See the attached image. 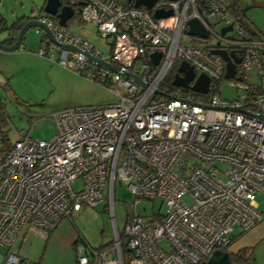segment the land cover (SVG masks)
Listing matches in <instances>:
<instances>
[{"label":"built area","instance_id":"1","mask_svg":"<svg viewBox=\"0 0 264 264\" xmlns=\"http://www.w3.org/2000/svg\"><path fill=\"white\" fill-rule=\"evenodd\" d=\"M223 1L157 0L147 9L130 0H81L79 19L96 25L108 52L52 15H38L57 43L72 46L43 36L39 54L53 51L60 65L115 93L117 100L64 108L52 115L56 131L49 140L21 130L0 150V245L6 247L0 264H34L13 251L20 238L33 231L47 234L83 204L95 206L105 196L113 240L100 248L77 243V264H200L229 244L234 228L249 230L262 218L255 194H264V34L242 29ZM158 9L171 13L156 17ZM215 16L234 22L239 37L215 33L220 44L207 41ZM190 18L201 22L206 38L183 39ZM213 48L236 50L240 62L233 77H224L225 61ZM154 52L160 54L156 64ZM181 60L195 76L208 75L207 93L176 86L180 92L170 94L162 88ZM250 67L257 70L258 84L237 83L244 93L222 99L220 82H242V71ZM157 88L171 97L155 93ZM77 180L81 186L75 191ZM116 183L126 184L135 202L159 197L165 212L148 217L133 211L120 234L112 209Z\"/></svg>","mask_w":264,"mask_h":264},{"label":"rangeland","instance_id":"2","mask_svg":"<svg viewBox=\"0 0 264 264\" xmlns=\"http://www.w3.org/2000/svg\"><path fill=\"white\" fill-rule=\"evenodd\" d=\"M45 0H0V18L4 29H0V39L9 35L13 21L19 17L37 16ZM222 1V0H221ZM240 9L246 18L261 32H264V0H239ZM214 33L207 41L220 44L219 36L235 39L239 37L234 22H227L219 17H211ZM67 29L72 33L86 38L101 52H108L110 46L106 39L100 37L96 25L81 21L78 10L67 20ZM216 33V34H215ZM44 33L35 27L29 28L23 36L18 49L5 51L0 49V101L4 105L6 122H0V135L5 133L6 142L18 138L21 130H30L34 138L49 140L56 131L52 115L64 108L73 106H101L117 100L115 93L105 87L89 81L60 65L57 54L48 51L46 56L39 54L43 48ZM184 40L198 41L192 34H184ZM53 55V59L49 56ZM177 65L171 69L176 71ZM244 81L235 79L220 82L218 90L224 100H232L241 96L244 91L237 83L258 84L259 77L255 67L242 71ZM166 83V79L163 80ZM180 92L179 88H175ZM3 140L0 136V146ZM81 180L72 183L76 191ZM255 201L258 210L264 212V194L256 193ZM112 209L115 216L117 231L121 234L127 214L136 212L151 217L152 213H164L165 205L159 197L154 200L139 199L135 202L133 193L126 184L116 183ZM238 228H234L232 236ZM76 235L81 236L87 247L98 248L113 240V224L109 202L104 199L95 206L83 204L78 211L62 218L56 227L47 234L37 231L28 232L15 244L13 251L20 257L37 264H77L76 246L72 241ZM160 244L167 247L165 240ZM233 245L226 247L231 249ZM6 247L0 245V254H5ZM239 264H264V234L254 245L244 246L240 253Z\"/></svg>","mask_w":264,"mask_h":264},{"label":"water","instance_id":"3","mask_svg":"<svg viewBox=\"0 0 264 264\" xmlns=\"http://www.w3.org/2000/svg\"><path fill=\"white\" fill-rule=\"evenodd\" d=\"M134 7H140L143 6L147 9H151L152 6L156 3L157 0H132ZM174 1V0H171ZM82 2H75V4H66L63 3L62 0H45L43 7L41 11L43 13L52 15L55 17L58 21V23L62 26L67 25V20L70 19L75 12L74 5H79ZM79 7L77 8V10ZM171 13V10H162L158 9L154 11V16L156 17H162L166 16ZM187 34H192L195 36H198L200 38H206L207 33L201 22L197 18H190L187 20ZM31 27H35L39 30H42L44 33V36L49 39V41L56 43L57 45L61 47L71 48L72 46L65 45V44H59L57 43L52 35V32L50 28L42 21L38 19L37 16H30L29 19H27L19 28L15 41L11 44L4 43L5 39H0V49L5 51H13L18 49L24 33ZM212 53L220 55V57L225 61V73L224 77L226 79H229L234 76L235 74V67L236 64L240 62V57L237 56L234 50H226L225 48H213L211 49ZM88 57L102 65H106L112 69L119 70L120 67L114 66L112 64L104 62L100 58L93 57L89 54H87ZM160 54L158 52H154L151 54L152 62L154 64L157 63L158 58ZM122 72H125L127 74H131L137 81L141 82L139 77L136 75L130 73L127 70L120 69ZM181 73V74H180ZM193 81V82H192ZM209 77L207 74L200 72L197 76H195V72L193 70V67L185 60H181L177 66L176 72L173 75L171 83L175 86H179L182 88H189L195 92L199 93H207L208 86H209ZM192 82V84H189ZM142 83V82H141ZM155 93H158L163 96L171 97V95L166 94L165 92L159 90L158 88L155 90ZM200 264H239L237 262H232L229 256L228 251L222 250V249H216L214 250L210 256L202 261Z\"/></svg>","mask_w":264,"mask_h":264},{"label":"trees","instance_id":"4","mask_svg":"<svg viewBox=\"0 0 264 264\" xmlns=\"http://www.w3.org/2000/svg\"><path fill=\"white\" fill-rule=\"evenodd\" d=\"M65 2L67 0H64ZM81 1V0H80ZM132 2V0H130ZM131 2H127L128 5H131ZM198 2H202V0H198ZM222 3H224V6H225V9L232 12V14L235 16L239 26L246 30L249 34H257L258 32H260L261 34H264V32H261L260 30H258L247 18L246 16L244 15L243 11L240 9V6H239V0H224ZM227 3V4H225ZM75 9L78 8V5H74ZM30 17L29 16H25V17H19L17 18L15 21H13V23L11 24L10 27H7V29H10V32H9V35L8 37L4 40V43L6 44H11L15 41V38H16V35H17V32L20 28V26L27 20L29 19ZM56 20V18H55ZM6 26L4 25V22L3 20L0 18V29H4ZM43 39V38H42ZM236 51V50H235ZM177 65V62L175 63V66ZM177 69V67H176ZM176 72V71H175ZM174 70L170 71L169 74L166 76V83L164 82L163 84V81L161 82V86L162 88L166 89L167 91H169L170 94H172L173 92H175V88H178L176 86H174L171 81H172V78H173V75H174ZM164 79V80H165ZM0 122L2 123H5L6 122V119H5V112H4V105H2V102L0 101ZM1 138L3 140V143L2 145L0 146V150H4V149H7L11 144L12 142H6L5 140L6 139V135L5 133H1ZM56 227V226H55ZM54 227V228H55ZM53 228V229H54ZM52 229V230H53ZM51 230V231H52ZM50 231V232H51ZM245 231L247 230H240L238 233L234 234L231 239H230V242L227 246H225L224 248H222V250H225L227 251V248L230 243L236 239L237 237H239L240 235H242ZM77 243H82L84 245H87V243H85L84 239L79 236V235H76L75 238L73 239L72 241V246H75ZM111 243V242H110ZM110 243L108 244H105V245H102L100 247H104V246H107L109 245ZM98 247V248H100ZM92 248V247H91ZM229 253V251H228ZM124 259H126V253L124 252ZM229 253V256H230V259L231 261L233 262H240L241 261V257L238 254L236 255H232ZM127 261V260H126ZM76 263H77V259H76ZM34 264H37V263H34Z\"/></svg>","mask_w":264,"mask_h":264},{"label":"crops","instance_id":"5","mask_svg":"<svg viewBox=\"0 0 264 264\" xmlns=\"http://www.w3.org/2000/svg\"><path fill=\"white\" fill-rule=\"evenodd\" d=\"M239 231L240 230L238 229L236 233H238ZM262 234H264V212H262V218L252 228L245 231L242 235H240L239 237H237L230 243V245L232 244L233 247L230 250L227 249V251H229V253L232 255H236L240 253L241 249L244 246L250 245V244L254 245V243L258 239H260V236Z\"/></svg>","mask_w":264,"mask_h":264},{"label":"flooded vegetation","instance_id":"6","mask_svg":"<svg viewBox=\"0 0 264 264\" xmlns=\"http://www.w3.org/2000/svg\"><path fill=\"white\" fill-rule=\"evenodd\" d=\"M40 13H42V11H41ZM40 13H39V14H40ZM231 256H232V255H231ZM232 257H233V256H232ZM232 262H233V261H232Z\"/></svg>","mask_w":264,"mask_h":264},{"label":"bare ground","instance_id":"7","mask_svg":"<svg viewBox=\"0 0 264 264\" xmlns=\"http://www.w3.org/2000/svg\"><path fill=\"white\" fill-rule=\"evenodd\" d=\"M221 1V0H220ZM201 3V2H200ZM225 4H227V3H225Z\"/></svg>","mask_w":264,"mask_h":264},{"label":"clouds","instance_id":"8","mask_svg":"<svg viewBox=\"0 0 264 264\" xmlns=\"http://www.w3.org/2000/svg\"><path fill=\"white\" fill-rule=\"evenodd\" d=\"M141 7V6H140ZM43 13V12H42ZM41 14V13H40ZM39 15V14H38Z\"/></svg>","mask_w":264,"mask_h":264}]
</instances>
